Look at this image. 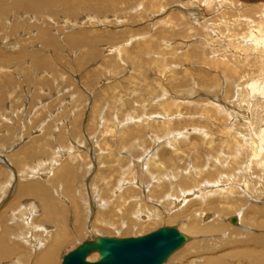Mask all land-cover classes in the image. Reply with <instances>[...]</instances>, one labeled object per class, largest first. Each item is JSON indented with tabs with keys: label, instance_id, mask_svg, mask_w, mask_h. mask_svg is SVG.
Segmentation results:
<instances>
[{
	"label": "rangeland",
	"instance_id": "374dc122",
	"mask_svg": "<svg viewBox=\"0 0 264 264\" xmlns=\"http://www.w3.org/2000/svg\"><path fill=\"white\" fill-rule=\"evenodd\" d=\"M221 1L0 0V172H3L0 173V181L10 179V184L8 183L5 189L6 194L0 193V218L4 216L0 219V235L5 233L4 226L8 223L7 241L15 249L12 257L5 260L6 264H18L21 258L22 264H35L37 251H34L33 247L41 238L38 236H42L44 232L42 228L40 230L30 225L34 224L36 218L35 223L45 225L49 229L53 220L51 222L48 219L59 216L55 218L57 223L63 215L70 230V241L68 240L67 244L59 250L51 264H61L65 254L78 248L81 242L93 239L95 236L99 237V232L102 236L126 238L142 236L164 226L178 228L177 221L172 222L167 220L168 217L164 218L163 215L167 214L164 212L165 205L154 200L169 193L170 189L171 191L176 189V178L168 179L157 188L155 181L154 185L151 179L152 183L149 180L148 183L151 184H147L150 177H145L147 175L144 171L145 162L155 152L157 154L155 157L165 164L164 171L177 173L183 169L187 173L185 168L191 160L199 161L200 159V163L205 162L206 154L216 151L220 142L224 143L226 140V135L220 133V129L227 123L230 125L226 122L225 115L210 119L207 116L208 113L205 116L198 114L201 108L210 107L206 104L207 100L222 105L227 104L237 112L233 93L225 87V81L220 80V73L209 71L207 66L202 64L203 60L197 58L204 54L209 58L212 57L210 54L212 47H206L208 42H211L215 48L219 46L222 53L226 51L231 53L228 49L231 47L224 41L228 34L226 31L228 26L223 23L232 16L234 19L237 15L231 16V14H238V12L234 7L236 3L230 4L228 1L226 4L227 1L226 3ZM229 4L232 6L230 7ZM211 22L217 26L215 27ZM211 28L215 31L213 32ZM219 31L222 34H219ZM207 33L211 35L208 36ZM120 44L121 47L124 45L129 55L130 53L133 57L137 55V63H133L135 61L131 55L128 56L129 58L126 57V52L118 55L115 49ZM195 52L200 56L194 57ZM186 53L190 56L187 57ZM169 100L176 102L177 105L167 109L162 103ZM165 113L170 116V125H163L160 121L167 120ZM134 117L136 119H133ZM240 123L243 122L240 121ZM201 127L207 129L208 134L211 133L210 137L206 138L209 135L206 136V133L199 131ZM245 127L246 125L243 128ZM168 129H172L174 134L187 135L176 141L174 145L178 148L166 143L171 134ZM123 130L127 131V134L132 133L128 136L135 142L134 146L120 142L119 135ZM156 136L160 137L158 141L154 140ZM212 136L215 144L211 146L207 142ZM62 146L65 148L62 149ZM100 146L106 148L102 149ZM123 147L130 148L131 151L128 149L123 151L121 149ZM37 150H39L37 155L27 157L26 151L35 153ZM59 150L60 154L62 152L63 160L69 158L70 150L73 151L70 154L80 156V160L77 159L76 162H67L74 164L69 167L70 171L72 169L73 171L69 177L67 176V182L65 181V186H68L64 189L66 200L54 194L53 184L41 178L36 179L38 177L33 172L32 174L24 173L22 167L24 164L34 166L38 159H50L53 153L56 155L55 151L59 152ZM116 164L126 169L129 168L128 166L132 167L129 169L130 176L127 175L128 180H125L122 185L125 189L133 186L122 199L118 200L111 197L110 187L107 188L106 182L101 180L103 175H109L110 185L115 187L114 184L120 177L115 168ZM46 170L44 168L39 172H48ZM150 171L157 173L152 167ZM188 175L192 176V173ZM211 175L215 177L214 173ZM31 177L35 179L32 180ZM37 180L42 181L44 187L53 192L55 201L57 199L61 210L65 208V211H59L50 204L47 210L54 209L52 211L54 216L44 217L41 214L43 212L30 210L29 206L28 209L27 205L21 204L23 200L18 199V203L17 200L15 201L17 206H11L6 212L13 211L14 207L15 209L24 207L22 210L19 209L20 212L14 210L10 213L11 216L3 212L7 205L13 204V197L19 186L31 187V181ZM52 180L55 181L56 177H52ZM191 182L194 183L192 179L189 180L188 187L192 185ZM231 183L240 184V182ZM139 189H145V191ZM144 193L154 199H143V206L150 210L157 208L163 213L161 214L163 217L149 221L150 224L147 222L140 224L132 216V212L137 207L136 202L131 200L132 196L143 198ZM242 197L244 201L240 198L238 202H233L234 205L231 203L233 207L225 211L227 215L236 214L239 205L247 204L249 200L246 196ZM22 199L25 200L26 197ZM40 201L36 204L38 203L39 208H44L43 201ZM105 202L109 203L108 208L104 205ZM91 203L93 206L90 205ZM261 203L264 204V202ZM25 209L26 212L29 210L27 215L24 212L26 218L22 212ZM17 217L22 222L17 220ZM144 217L141 219L145 220ZM147 217L150 218V215L147 214ZM21 223L30 228L23 227ZM223 223L227 226L226 234L231 235L239 230L240 226L231 227V229L228 226L229 222L223 220ZM255 226L261 233L253 229V232L249 233L250 238L237 235L236 238L239 241H236L234 245H231L232 241L220 242L219 247L210 249L205 255L218 257L220 262L222 261L221 264H249L250 262L264 264L263 250L261 248L257 250L259 252L254 250L263 237L264 228ZM53 227L52 225L51 228L56 229ZM22 228L28 234L25 231V234L21 232ZM35 228L42 233L38 235L39 232L36 231V235L35 232L31 234L28 231L29 229L34 231ZM91 228L92 231L89 230ZM241 233L245 235L243 231ZM18 234L24 235L23 240ZM257 234L260 235L257 236ZM25 236L29 237L24 238ZM209 236L210 238L205 241L210 242L212 236L211 241L217 240L215 235L209 234ZM214 238L216 240H213ZM244 238L251 240L249 245L244 243ZM197 248L193 246L177 250L164 264H178L176 261L179 259L175 258L177 255L186 254ZM30 250L33 252L31 253ZM98 258L99 255L89 257L90 261H96ZM2 263L0 261V264Z\"/></svg>",
	"mask_w": 264,
	"mask_h": 264
},
{
	"label": "bare ground",
	"instance_id": "6f19581e",
	"mask_svg": "<svg viewBox=\"0 0 264 264\" xmlns=\"http://www.w3.org/2000/svg\"><path fill=\"white\" fill-rule=\"evenodd\" d=\"M45 1H47V0H45ZM226 1H227V3H226ZM228 1L230 4H232L233 2H234L233 4L236 3V6H234V5L233 6L236 8V11L238 12V14H233V13L231 14V16L237 15L236 17H234V19L232 16V18H228L226 20L224 19L225 21L223 23V24H226V26H228L226 29V31H228V34L227 35L225 34L226 38H224L225 39L224 41H226L227 44L231 47V48L228 47V49L230 50L231 53H228V51H226L225 53H222V50L219 49L220 48L219 46H217V48H215V47H213L211 42H208V44H206V47H208V46L212 47V48H210V51H211L210 54H212L211 58H209V56H206V54H204L202 56L198 55L197 52H195V55L193 54L194 57L200 56L197 58H200L203 60L202 64L206 65L209 71L212 70L213 72L220 73V75H221L220 80L225 81L224 82V83H226L225 87H227V89L229 91H232V93H233L232 94L234 96L233 101L236 104L235 108H237V112L235 110H233L232 108H230L227 104L222 105V104L217 103L216 101H215L216 103H214V101L209 102V100H207L206 104H209L210 107L209 108L203 107L200 109V113H198L201 116H205L208 113L207 116L210 119L214 118V116H216V118H217L221 115H225L226 119H227L226 122H229L230 125H228V123L227 124L225 123L226 125L220 129V133L223 135H226L225 136L226 140L223 139L224 143H222V142H220V144L218 143L219 147H217L216 151L214 150V151H212L213 153L211 152V153L206 154V161L205 162L200 163L199 162L200 159H199V161L196 160L197 162H199V164H201L200 166L194 160H191L190 163L187 162L188 164H187V167L185 168V171L188 174L192 173V176L185 173L183 171V169L182 170L180 169V171H178L177 173H175V172L170 173L169 170L164 171L163 169L166 168V167H164L165 164L163 163V161H161L160 159H157L155 157V155H157V154H155V152H154V155L152 154L153 156L151 158H148L149 160H147L145 162L146 169L144 171L147 172V175L145 177L146 178L150 177V178H148L147 184H151L153 182V184L155 185V183H156L155 187L157 188V187H160V184H162L163 182H167L168 179H170V178L175 179L176 178L175 183L177 184V187H175L176 189H172V191L169 188L170 189L169 193H166L165 195L163 194L164 196L162 195L161 197L156 198V199L149 197L148 195H145V193H144L145 197L143 196V198H140V196H132V198H131V200L136 202V205H137V207H135V210L132 212L133 219H136L137 222H139L140 224H142V223L144 224L145 222L148 223L149 221L152 222L151 220H154L157 218L159 219L162 216L161 214H163V213L159 209L155 208V209L150 210L147 207L143 206V203H144L143 199H145V200L154 199L156 202L158 201L157 203L161 202V203H163L162 204L163 206L165 205V211L164 210L163 211L165 213H167L168 215L164 214L163 215L164 218L168 217L167 220H170L172 222L177 221L176 223H178V229L182 233L186 234L188 237L187 241L178 250L183 249V248H192L193 246L198 247L196 250H190L186 254L180 253L177 256L175 255L176 256L175 258L179 259L178 261H176V263H178V264H221L222 261L220 262V259L218 257L206 256L207 251H210V249L212 250V249H216L217 247H219L218 243H220V242L232 241L231 245H234L236 243V241H239L236 238L237 235H243V237L250 238L251 235L249 233L253 232V229L257 228L255 225H258V228H264V204L261 203V202H264V0H222L221 2L228 4ZM66 3H68V2L66 1ZM207 3H209V2H207ZM21 4H23V3H19V5H21ZM211 4L213 6L212 1H211ZM159 5H161V4H159ZM207 5L210 6V4H207ZM16 6H18V3H16ZM231 6L232 5H230V7ZM70 12H72V10ZM227 17H229V15H227ZM212 23L213 22H211V24ZM212 25H214V24H212ZM229 26H232L233 28L232 27L229 28ZM203 28H205V26H203ZM212 28H213V26H212ZM212 28H211V30H212ZM217 30H219V29H217ZM212 31L214 32L215 30H212ZM216 33L217 32H215V34ZM219 34H222V33L219 31ZM219 34H218V37H219ZM207 35L210 36L211 34L209 35L207 33ZM225 35H224V37H225ZM219 38L221 39V37H219ZM220 43H222V42H220ZM123 46L124 45H122V47ZM147 46H148V43H147ZM122 47L120 44L115 49V50H117L118 55H120L121 52H124V53L126 52L127 53L126 57H128L130 55L133 57V55L131 53H130V55L128 54L129 52H127L126 48H124V47L122 48ZM111 50H112V48H111ZM112 51H114V50H112ZM223 52H224V48H223ZM187 54L188 53H186V55ZM186 55H184V56H186ZM189 56L187 55V57H189ZM133 59H134L133 61H135V62H133V61L132 62L137 63L136 62V61H138L137 55L134 56ZM206 72H207V70H206ZM220 80H218L219 85H220ZM209 98H211V97H209ZM211 100H212V98H211ZM162 104L167 109H169V108L171 109L173 106L177 105L176 102H172L171 100L165 101ZM173 110H174V108H173ZM238 112H239V114H237ZM165 115L167 117L166 118L167 120L163 119L164 121H162V120H160V121L162 122L163 125H168L170 123L169 120H171V119L169 118L170 116L168 113H165ZM138 118H139V116H138ZM133 119H136V118L134 117ZM240 121H242L243 123H240ZM141 122H142V120H141ZM245 125H246V127L243 128ZM199 128H200V126H199ZM168 131H171V134H169V137H168L169 140L166 143L170 144V146L171 145L175 146L174 144L176 143V141H179L182 138L187 137V135H185L184 133H176V134L172 133V129H168ZM199 131L202 132L203 134L206 133L205 134L206 136L209 135L206 138L210 137V135H211V133L208 134L207 133L208 130L203 129V127H201V129ZM126 132L127 131L123 130L121 135H119L120 136L119 137L120 142L127 143L130 146H134L135 142H133L132 138L129 137V136H131L130 134H132V133L129 132V134H127ZM177 137H180V139H177ZM159 138L160 137H157L154 140L158 141ZM136 139H137V137H136ZM213 143H214V141H213V136H212V138H210V141H208L207 144L211 145ZM47 144H48V142H47ZM58 147H59V149H61V146L58 145ZM175 147H177V146H175ZM208 147H210V146H208ZM39 148H40L39 150L41 151V147H39ZM63 148H65V146H62V149ZM101 148L105 149L106 147H101ZM121 149H123V151L126 149L131 151L130 148H126V147H123ZM39 150H37L36 152L34 151L35 153H32L30 151H26L28 154L27 157H33V156L37 155ZM108 151H109V149H108ZM55 152H57V154L54 155V153H53V156L50 157V159H46V158L45 159H38V162L34 166L25 165L24 160L22 161V163L24 165H22V164L21 165L24 168L23 169L24 173L27 172V174L28 173L32 174V172H33L35 174V176L38 177L36 179L41 178V180L46 181V182H50L51 184H53L54 190H55L54 194L56 193L57 195H59L60 198L66 200V198L64 197L66 190H64V189H65V187L68 188V186H65V181H66L67 176L69 177L73 171V169H72V171H70L71 168H69V167L72 164H74V163H67V162H69V161L76 162L77 159L80 160V158H79L80 156H79V154H70V152H73L72 150H70L69 156H68L69 158L67 160H65V159L63 160L62 152H61V154H60V150H59V152L58 151H55ZM110 154H112V153H110ZM119 164H116V166H115V168H116V170L120 176L119 179H117V182H115V184H114L115 187L110 185V180L108 178L109 175L108 176L103 175V177L101 179L102 182H106L105 185L107 186V188L110 187L109 192L111 194V197L115 198L116 200L122 199L123 195L125 193H127L131 189V187L133 186L132 185L129 187L127 185L129 188L127 187L125 189L124 186L122 185L123 182H125V180H128L127 178L131 174L129 172V169L131 166H128L129 168L127 167L128 169H126L123 166H119ZM22 167L20 170H22ZM112 167L114 168V165H112ZM151 167L153 168V170H155L157 172L156 174H154L153 172L150 171ZM44 168H45V170L47 169L46 171H48V172H45V171L39 172L40 170H44ZM74 168H75V165H74ZM57 170H58V174H56ZM76 170L77 169H75V171ZM0 173H3V172H0ZM138 173H137V175H138ZM212 173L215 174V177H213L211 175ZM127 175H128V177H127ZM11 176H12V174H11ZM28 176L30 177L31 175H28ZM168 176H170V177H168ZM52 177H54V178L56 177V180L53 181ZM133 177H135V176H133ZM30 179H32V177ZM33 179H35V178H33ZM150 179L153 181L151 182ZM191 179L194 183L191 182L192 185H190L188 187V182ZM67 180H68V178H67ZM132 180H133V178H132ZM149 180L151 183H148ZM9 181H10V179H7L5 181H0V193H2V192L5 193L7 191V190L5 191V189L7 188L8 183L10 184ZM154 181H155V183H154ZM24 182H25V180H24ZM24 182H23V185H24ZM31 182H32L31 187L29 185L25 186V187L19 186L20 188L18 187V189H16V193H15V195L13 197V201H12L13 204L7 205L3 211L4 213L8 210V208H11V206H13V205L17 206V203L19 202V200H21V201L23 200V202L21 204L23 206L27 205L26 207L29 206L30 210L34 209L37 212L38 211L43 212L41 214H43L44 217L45 216L48 217V215L49 216L53 215L52 211L54 209L53 210H51V209L47 210V208L50 207V204L52 206L56 207L57 210H59V211L61 210V205H59L57 203V201H58L57 199L55 201V199L53 197V192L51 190H48L47 188H45L44 183H42V181L37 180V181H31ZM231 182H235V183L240 182L239 185H241V186H239L238 184L234 185ZM137 183H138V181H137ZM141 183H143V181ZM229 183H231V184H229ZM131 184H134V183H131ZM121 189H123V190H121ZM106 190H108V189H106ZM139 190L143 191V192L145 191V189H142V190L139 189ZM70 192H69V194H70ZM96 192H97V190H96ZM242 196H246L247 200H249L247 202L245 201L247 204L249 203L248 204L249 206L247 207L246 206L247 204L246 205L243 204V206L239 205L238 206L239 208L237 209L236 214H233V215L228 214L227 215L226 214L227 212L225 213V211H227V209H230L231 207H233V205L235 204V203H233L234 201L238 202V200H240V198L244 201ZM25 197H26L25 200L22 199ZM98 198L100 199V197H98ZM37 199L39 201L40 200L43 201L44 208H39L38 203L36 204V202H39ZM16 200H17V203L15 202ZM151 201H153V200H151ZM40 203H41V201H40ZM119 203H121V202H119ZM108 204L109 203H106V202L104 203V205H107V208L109 207ZM90 205H92V203ZM40 206H41V204H40ZM18 207H19V204H18ZM29 207H28V209H29ZM15 208L16 207H14L13 211L21 209V208H19V209H15ZM23 208L24 207H22V209ZM89 208H90V206H89ZM248 208H252V209H248ZM256 208H257V211H256ZM26 209L24 211H22L23 215L25 213H26V215L29 214V213H27L29 210L26 212ZM41 209H42V211H41ZM21 210H19V212ZM10 211L13 212L12 210H10ZM61 211H65V208ZM118 211L121 212V209H119ZM11 212H6V213H9V215L11 216L12 215V214H10ZM20 214H22V213H20ZM20 214H18V215H20ZM143 214H145V215H143ZM147 214L150 215V218L147 217ZM0 215H1V213H0ZM143 216H145L144 217L145 220L141 219ZM1 217L3 218L4 216H1ZM58 217L59 216H57L55 218H58ZM2 218H0V219H2ZM8 218H11V217H8ZM24 218H26L25 215H24ZM48 218H50V217H48ZM55 218L54 219L50 218L48 220L49 221L53 220V223L51 224L50 228L53 225L56 229H52V228L48 229L45 225H41L40 223H35V220L37 218L34 219V224L33 223L30 224V225H34L35 227L39 228L40 230L42 228V231H44L43 235L41 236L40 233H42V232H39L38 231L39 229H37V228H35L34 231H31L30 229L28 230V231H30L31 234H34V232L36 233V231H38L39 232L38 235H40V236H38V238L41 237L40 239L37 238L39 242L37 241L38 243L36 245L34 244L35 245L34 247L32 245L33 250L37 251L35 259H34L35 264H51L52 260H54L57 256V254L59 253V250L65 244H67L66 242H68V240L71 238V235L69 233L70 230L68 228L67 221L65 220L64 216L61 215V218H60L59 222H57V223H56ZM233 219H236V221H233ZM11 220H9V221H11ZM17 220L20 221V218H18ZM141 220L144 222H142ZM223 220H224V222L227 221L230 223L228 225L230 228L231 227L235 228V226H240L239 230L236 233H233L231 235H230V233L226 234L227 232H225V230H227V228H226L227 226L223 223ZM132 221H134V220H132ZM215 221H216V223H215ZM260 221H262V222L259 223ZM20 222H22V221H20ZM26 222H28V221H26ZM54 222H55L56 226L54 225ZM75 222H77V221L75 220ZM217 222H218V224H217ZM220 222H222V224H220ZM15 223L17 224L19 222H15ZM21 224L23 227L27 226V225H23V223H21ZM148 224H150V223H148ZM111 225H112V223H111ZM6 226H7V228H6ZM8 226H9L8 223L4 226V229L6 231L9 230ZM34 226H32V227H34ZM28 228H30V227H28ZM89 230L92 231L93 229L91 228ZM96 230L100 231V229H97V228H96ZM257 230L258 229H256L255 231H257ZM6 231H4L5 233L2 232L4 234L0 235V261L3 262L2 264H6L5 260L12 257L14 250H15L14 246L10 245L9 242L7 241ZM24 231H25V229L23 230V228H22L21 232L24 233ZM241 231H243L245 233V235L242 234ZM263 231H264V229H263ZM257 232H260V231L258 230ZM25 233L28 234V232H26V231H25ZM22 234L21 235L18 234V236L23 240L24 235H22ZM207 234L208 235L209 234L215 235L217 240L214 238L213 240H216V241H211L213 238V236H212L210 242L205 241L207 238H210V236L208 237ZM36 235H37V233H36ZM36 235H34V238H36L35 237ZM98 235L102 236L100 232L98 233ZM194 235H196V237H194ZM258 235H260V234H257V236ZM204 236H206V239H204L205 238ZM233 236H235V238H233ZM26 237L27 236H25L24 238H26ZM192 237H194V238H192ZM261 238L262 239L260 240L258 247H255V249L253 247L252 248L256 251L259 248H261L263 250V255H264V234H263V237H261ZM95 239H97L96 236H95V238L93 237V239H90L88 241H94ZM25 241H29V240H25ZM34 241H36V240H34ZM250 241H251L250 239L248 240L246 238L244 240V243L246 245H249ZM32 242H30V244ZM85 242H87V241H85ZM85 242H83V243H85ZM83 243L81 242L80 246ZM215 245H216V247H215ZM242 246H243V248H245L243 244H242ZM30 252H31V250H30ZM257 252H259V251H257ZM33 255H34V253H33ZM66 255L67 254H65L64 257ZM91 255H94V256L99 255V257H100V253L97 250L91 252V254L87 257L88 260H90L89 257ZM188 255H190V256H188ZM64 257L62 260H64ZM181 258H183V260H180ZM28 259H31V258L28 257ZM95 259H96V257H95ZM21 260H23V259L21 258ZM21 260H19L18 264L23 263V261H21ZM249 264H253V263L250 262Z\"/></svg>",
	"mask_w": 264,
	"mask_h": 264
},
{
	"label": "water",
	"instance_id": "95a60500",
	"mask_svg": "<svg viewBox=\"0 0 264 264\" xmlns=\"http://www.w3.org/2000/svg\"><path fill=\"white\" fill-rule=\"evenodd\" d=\"M187 239L177 227L169 226L138 237L100 236L69 252L61 264H163ZM95 250L99 259L88 260Z\"/></svg>",
	"mask_w": 264,
	"mask_h": 264
}]
</instances>
